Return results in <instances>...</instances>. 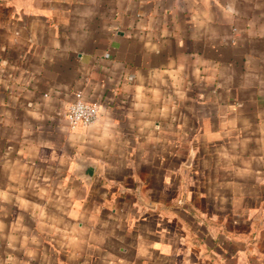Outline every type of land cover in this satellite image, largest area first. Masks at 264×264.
<instances>
[{
    "label": "crops",
    "instance_id": "1",
    "mask_svg": "<svg viewBox=\"0 0 264 264\" xmlns=\"http://www.w3.org/2000/svg\"><path fill=\"white\" fill-rule=\"evenodd\" d=\"M0 264H264V0H0Z\"/></svg>",
    "mask_w": 264,
    "mask_h": 264
},
{
    "label": "built area",
    "instance_id": "2",
    "mask_svg": "<svg viewBox=\"0 0 264 264\" xmlns=\"http://www.w3.org/2000/svg\"><path fill=\"white\" fill-rule=\"evenodd\" d=\"M100 109L96 104L77 99L65 112L67 125L74 129L94 124L99 118Z\"/></svg>",
    "mask_w": 264,
    "mask_h": 264
}]
</instances>
